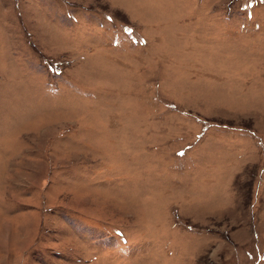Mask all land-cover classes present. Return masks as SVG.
I'll return each mask as SVG.
<instances>
[{
  "label": "rangeland",
  "instance_id": "1",
  "mask_svg": "<svg viewBox=\"0 0 264 264\" xmlns=\"http://www.w3.org/2000/svg\"><path fill=\"white\" fill-rule=\"evenodd\" d=\"M0 264H264V0H0Z\"/></svg>",
  "mask_w": 264,
  "mask_h": 264
}]
</instances>
